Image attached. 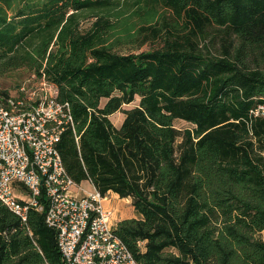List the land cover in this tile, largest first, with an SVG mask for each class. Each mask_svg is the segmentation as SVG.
<instances>
[{"label": "trees", "instance_id": "16d2710c", "mask_svg": "<svg viewBox=\"0 0 264 264\" xmlns=\"http://www.w3.org/2000/svg\"><path fill=\"white\" fill-rule=\"evenodd\" d=\"M20 70L71 108L68 175L131 199L140 264H264V0H0V78ZM0 264H63L43 213L0 202Z\"/></svg>", "mask_w": 264, "mask_h": 264}, {"label": "built area", "instance_id": "2783aa9c", "mask_svg": "<svg viewBox=\"0 0 264 264\" xmlns=\"http://www.w3.org/2000/svg\"><path fill=\"white\" fill-rule=\"evenodd\" d=\"M250 113L264 117V103ZM68 128L75 133L71 108L58 101L57 86L45 76L32 74L0 94V202L24 224L30 210L43 213L57 233L63 264H140L116 234L106 197L68 175L57 149Z\"/></svg>", "mask_w": 264, "mask_h": 264}, {"label": "rangeland", "instance_id": "374dc122", "mask_svg": "<svg viewBox=\"0 0 264 264\" xmlns=\"http://www.w3.org/2000/svg\"><path fill=\"white\" fill-rule=\"evenodd\" d=\"M91 21H93V19H87L86 21H83V23L81 24V27L87 28V26L89 25ZM136 48H137V45L135 43H132V44L128 43V44H123L122 47L118 48L117 50L121 53H134L135 54L142 50H146L149 47L147 44V45H144L141 49H136ZM31 75L32 74L28 72L27 70H20L17 72L7 74L6 76L0 78V88L11 87L10 90H13L14 89L13 86L20 84V83L22 84L25 80L30 78ZM135 103L131 104L130 106H133ZM122 119H123V115L121 113H116V115L113 117V120L117 124L118 127L120 126ZM175 126L177 129L180 130V133H182L183 129L192 127L190 124L181 122V121L176 122ZM181 140L182 138L181 136H179L176 144L178 145L181 142ZM81 186L88 191L92 190V187L87 182H83ZM105 197H106V200L103 204V207L107 209L109 207L116 209V213L114 214L115 219L116 217H118V219L120 220L130 218L129 216H131L132 214H135L133 207L131 205L130 198H125L124 201L123 200L120 201V198L115 197L113 193H108ZM261 238L264 239V232L261 233Z\"/></svg>", "mask_w": 264, "mask_h": 264}, {"label": "crops", "instance_id": "0c3cea01", "mask_svg": "<svg viewBox=\"0 0 264 264\" xmlns=\"http://www.w3.org/2000/svg\"><path fill=\"white\" fill-rule=\"evenodd\" d=\"M116 114H114L113 116H111L110 118L112 119V121H113V123L117 126V124L114 122V120H113V117L115 116ZM123 120V119H122ZM122 120H121V122H122ZM118 127V126H117ZM85 182H87V181H85ZM83 183V182H82ZM88 183V182H87ZM89 184V183H88ZM114 194V193H113ZM114 196L115 197H117V198H119L116 194H114ZM124 201L125 199H123V198H120V201ZM112 208V207H111ZM114 211H115V213H116V209H114ZM130 218H137V215H135V214H132L131 216H129ZM116 221L117 222H119L120 221V219H118V217H116Z\"/></svg>", "mask_w": 264, "mask_h": 264}]
</instances>
